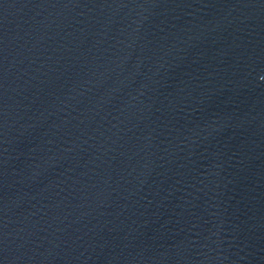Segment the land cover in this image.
<instances>
[{
    "label": "water",
    "instance_id": "obj_1",
    "mask_svg": "<svg viewBox=\"0 0 264 264\" xmlns=\"http://www.w3.org/2000/svg\"><path fill=\"white\" fill-rule=\"evenodd\" d=\"M0 264H264V0H0Z\"/></svg>",
    "mask_w": 264,
    "mask_h": 264
}]
</instances>
